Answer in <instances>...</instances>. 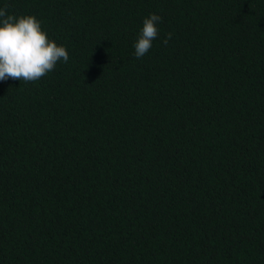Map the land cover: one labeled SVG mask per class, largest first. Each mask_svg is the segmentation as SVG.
Listing matches in <instances>:
<instances>
[{
	"label": "trees",
	"instance_id": "trees-1",
	"mask_svg": "<svg viewBox=\"0 0 264 264\" xmlns=\"http://www.w3.org/2000/svg\"><path fill=\"white\" fill-rule=\"evenodd\" d=\"M0 7L69 53L0 81V264H264V0Z\"/></svg>",
	"mask_w": 264,
	"mask_h": 264
},
{
	"label": "clouds",
	"instance_id": "clouds-1",
	"mask_svg": "<svg viewBox=\"0 0 264 264\" xmlns=\"http://www.w3.org/2000/svg\"><path fill=\"white\" fill-rule=\"evenodd\" d=\"M162 17L156 13L143 20L134 44L136 58L145 56L158 36ZM171 34L164 40L167 44ZM69 53L62 44L48 37L42 22L32 14H9L0 7V81L9 78L35 82L54 70L57 63H67Z\"/></svg>",
	"mask_w": 264,
	"mask_h": 264
}]
</instances>
